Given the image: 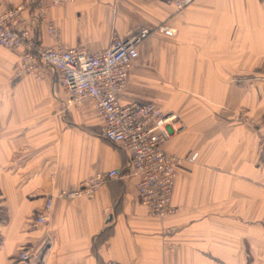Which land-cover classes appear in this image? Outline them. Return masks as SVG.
I'll use <instances>...</instances> for the list:
<instances>
[{
  "label": "crops",
  "instance_id": "1",
  "mask_svg": "<svg viewBox=\"0 0 264 264\" xmlns=\"http://www.w3.org/2000/svg\"><path fill=\"white\" fill-rule=\"evenodd\" d=\"M32 11L23 15L45 47L101 50L114 34L150 30L119 100L180 117L162 146L183 158L177 212L159 220L137 200L129 153L101 136L91 100L63 107L54 72L15 76L16 51L0 46V264H16L28 243L39 264H264V0H194L181 11L165 0L64 1L46 11L55 36ZM112 169L122 177L90 198L57 196ZM48 196L49 222L36 227Z\"/></svg>",
  "mask_w": 264,
  "mask_h": 264
},
{
  "label": "built area",
  "instance_id": "2",
  "mask_svg": "<svg viewBox=\"0 0 264 264\" xmlns=\"http://www.w3.org/2000/svg\"><path fill=\"white\" fill-rule=\"evenodd\" d=\"M64 1L73 0H23L17 6L0 9V46L16 51L15 76L27 73L40 80L51 71L61 87L63 107L80 106L85 99L91 100L103 122L101 136L129 153L137 200L159 220L175 214L177 207L172 205L171 198L177 166L183 158L166 152L162 146L182 128V121L177 113L166 112L155 104L121 103L119 100L127 85L132 62L138 56V45L150 30L142 28L126 37L114 34L109 46L101 50L84 46L69 49L41 46L33 39L23 12L31 7L34 17L55 36L56 28L47 19L46 11ZM193 1L165 0L177 11ZM156 30L169 36L176 33V29L162 23ZM121 177L116 169L93 173L77 188L62 189L57 196L71 200L80 196L90 198L104 182ZM51 202L52 196H48L43 210L33 217L36 227L49 222ZM39 251L36 245L28 243L21 247L15 259L19 264H39Z\"/></svg>",
  "mask_w": 264,
  "mask_h": 264
},
{
  "label": "rangeland",
  "instance_id": "3",
  "mask_svg": "<svg viewBox=\"0 0 264 264\" xmlns=\"http://www.w3.org/2000/svg\"><path fill=\"white\" fill-rule=\"evenodd\" d=\"M239 119L241 120V119H247L245 116H244V114H240L239 115ZM172 154V153H171ZM194 160V157L193 156H191V161H193ZM19 252V251H18ZM17 256V255H16ZM17 261V260H16ZM16 264H19V263H16Z\"/></svg>",
  "mask_w": 264,
  "mask_h": 264
}]
</instances>
